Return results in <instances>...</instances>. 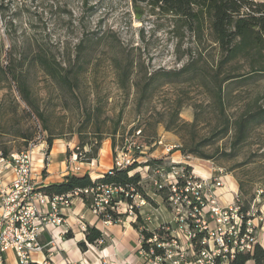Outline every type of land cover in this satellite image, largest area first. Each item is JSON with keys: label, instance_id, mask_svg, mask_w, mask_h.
Instances as JSON below:
<instances>
[{"label": "rangeland", "instance_id": "obj_1", "mask_svg": "<svg viewBox=\"0 0 264 264\" xmlns=\"http://www.w3.org/2000/svg\"><path fill=\"white\" fill-rule=\"evenodd\" d=\"M174 31L171 18L153 14L145 3L136 4L133 0H0V67L6 66L8 59L13 57L21 69L27 70L31 89L47 118V125L55 137H61L57 139L69 143L66 154L70 150L73 151L72 156L76 153L74 149L80 146L77 129L85 105H98L104 113L103 117L110 116L112 119H115L120 107H124L121 128L115 136V153L113 150L111 153L112 139L108 128L96 160L83 161L88 157L86 151L89 146H80L79 149L83 170L77 174L89 173L100 165L106 170L104 165L112 158L114 166L115 156L121 151L138 157L136 163L139 165L133 173L141 174V185L150 200L145 199V205L138 207L131 215H117V219L113 218L111 223L131 216L135 224L136 212L142 214L145 207L160 213L165 221L174 214L169 202H164L158 192L161 182L166 185L169 182H164V177L157 170H147L146 166L141 165L152 158L151 155H172L170 160L174 158L177 161L181 158L183 165H190L193 171L204 175L223 174L225 183L237 189L242 201L253 202L261 192L258 204L261 209L264 205V125L254 126L248 139L236 148L231 146L233 130L223 138L213 139V133L221 127L222 117L213 96L215 70L203 61L195 63L194 68L187 71L183 78L171 76L168 79L172 82L161 86L164 71L180 69L188 61L186 53L190 50L195 55L199 49L195 39L187 32H183L184 38L181 39L182 31ZM177 33L180 34L178 37ZM80 41L84 43L82 57H86L87 63L86 71L80 76L78 92L83 99L79 103L52 81L33 62V57L39 53L46 54L67 66L75 58ZM212 55H216V52H212ZM128 59L135 62L136 71H139L141 77L138 79L143 83L146 71H160L159 80L151 85L150 96L141 116L136 108L139 95L136 88L125 95L116 78V61L124 64ZM227 75L234 77L224 83L228 119L234 121L247 107L256 109L258 105H264L262 70L257 72L242 60L223 69L216 82L219 83ZM1 85L0 156L3 149L11 153L24 150L20 132L30 128L35 134L33 141L44 143L46 166V140L50 133L43 130L41 120L27 116V106L18 96L14 85L12 90L6 86L5 81ZM177 101L183 105L181 121L175 131H167L164 123L169 120L171 109ZM139 123L143 130L140 134L137 130L139 127L134 129ZM84 136L88 137L86 141L95 137L92 129L84 132ZM160 139L163 144H156ZM167 147L172 150L168 152ZM192 147L212 158L206 159L192 153L190 157L184 158L189 154L185 155L184 150L188 151ZM71 156H67L68 160ZM8 170V174L1 178L3 181H7L11 173L13 178V172ZM11 180L1 186L0 191ZM137 194L144 198L142 194ZM147 214L151 215L150 218L147 217V221L143 218L139 228L149 229L154 216L149 210L143 213ZM164 225L165 231L171 226L170 223ZM164 239H169L167 234ZM261 246L264 248V243Z\"/></svg>", "mask_w": 264, "mask_h": 264}, {"label": "trees", "instance_id": "obj_2", "mask_svg": "<svg viewBox=\"0 0 264 264\" xmlns=\"http://www.w3.org/2000/svg\"><path fill=\"white\" fill-rule=\"evenodd\" d=\"M133 1L136 4L145 3L152 10L153 14L171 18L174 30L176 32L182 31V36L180 38L183 39V32H187V34L195 39L199 47L195 55L190 50L186 53V55H188V61L183 64L180 69L164 71L161 86L168 84V82H172L168 79L171 76H175L177 79L183 78L187 71L194 68L195 63L203 61L205 64L209 65L215 70L213 81L216 86L213 96L218 105L220 116L222 117L221 127L213 133V139L223 138L233 130L232 148H236L243 144L248 139L250 131L254 126L264 125V105H258L256 109L252 107L248 109L247 107L238 118L231 121L226 116V87L224 83L234 77L233 75H227L220 79L221 81L219 83L216 82V80L220 78L223 69L242 60L257 72H261V70L264 72V0ZM179 35L180 34L177 33V37ZM83 46V41H80L77 46L78 51L75 54V58L69 61L67 66L57 60V58L46 54L39 53L33 57V62L38 64L52 81L70 93L79 103L83 99V96L78 92L81 82L80 76L86 71L85 64L87 63L86 57H82L84 54L82 49ZM212 52H216V55H212ZM116 64V78L120 89L124 91L125 95H129L133 88H136L139 93L136 108L138 109L139 116H141L143 112L142 109L148 102V97L150 96L151 85L159 80L158 74L160 71L150 73L146 71L143 76V83L138 79L141 77H139V71H136L135 62L132 59H128L124 64L116 61ZM26 72L27 70L21 69V67L15 63L13 57L8 59V64L0 67V89L3 88V85H1L2 81L7 83L6 86L10 90H12V86L14 85L18 96L27 106V116L29 118L36 117L42 121L44 126L43 130L50 133V136L46 140L48 143L47 152L49 153L52 150L54 141L61 137H55L50 130L51 128L47 125V118L41 110L37 97L31 89L28 79L29 76ZM83 109L77 129L80 138V146L82 148L89 146V149L86 151L88 157L83 161L91 162L96 160L107 128L110 130V137L112 139L111 146L115 153V136L121 128L125 113L124 107H120L115 119H112L110 116L103 117L104 113L98 105L94 107L85 105ZM182 110V103L177 101L171 109L169 120L164 123V127L167 131H175V128L181 121ZM111 120L113 121L111 122ZM138 122H140V120ZM139 126L140 123L134 129ZM88 129L93 130V135L95 137L86 141L88 137L84 136V132ZM137 130H141V128L139 127ZM141 132H143V130H141ZM20 134L23 138L25 149H27L30 143L34 142L35 134L30 128L21 131ZM206 142L207 141H205V143ZM80 146L74 149V152L78 154V160H82L81 151H79V149H81ZM184 152L185 155L187 153H189L187 155L192 153L202 158H212L211 155L202 153L198 148L192 147L188 151L184 150ZM72 153L73 151L69 150L67 156H71ZM1 154L3 157L7 158L10 157L11 152L7 149H3ZM136 162L137 161H134L125 168L114 167L96 178H93L90 173H85L83 175L69 173L65 176L63 181L43 185L39 190L53 196L69 194L84 189H96L103 185H113L124 188L130 195L140 193L145 199L150 200V196L144 193L141 185V174L139 172L133 173L139 165ZM142 164L146 167L149 166L150 170L159 171V174L165 171L169 172L173 167L185 168L187 173L192 171V166L190 165L173 163L171 160L165 159L149 158L141 163V165ZM43 173H46V169L43 170ZM158 192L159 195L163 197L164 202H168L172 189L169 186H164L163 188H159ZM121 195L124 196L123 193H121ZM239 195L241 199V194L239 193ZM81 196L87 206H90L93 195L82 193ZM251 203L252 201H247L245 203L242 199L240 201L244 209H248ZM136 218L137 222L134 226L139 230V226L143 222V219L138 212ZM116 219L117 215H114V220ZM165 227L166 226L163 225L155 232L149 231L147 228H142L140 229V233L144 236L146 241L152 238L154 234H157L159 239H164L165 234L169 237V231H165ZM65 236L71 238L73 234L71 231H68ZM85 236V240L79 242L80 248L83 251L87 250L89 244H98L104 237L100 229L89 224L87 225ZM146 241L143 243V248L149 250L150 245ZM196 249L199 250L200 246L196 245ZM162 253L163 250L161 248H155V254L160 255ZM250 261L254 264H264V248L260 243L256 245L253 253L238 252L235 258L230 261V264H248ZM30 264L40 263L31 262Z\"/></svg>", "mask_w": 264, "mask_h": 264}, {"label": "built area", "instance_id": "obj_3", "mask_svg": "<svg viewBox=\"0 0 264 264\" xmlns=\"http://www.w3.org/2000/svg\"><path fill=\"white\" fill-rule=\"evenodd\" d=\"M140 133L141 130L138 131ZM156 144L162 145L163 141L160 139ZM39 145L31 142L27 149L13 152L10 157L0 156V163L13 172L11 183L0 191V263L9 251L16 254L19 264L39 263L35 255L43 253L45 249L39 241V235L52 227H65L68 232V229L78 225L85 236V217L79 216L71 226L63 214L64 210L73 206L76 198L84 201L80 193L93 195L88 207L106 224L112 222L114 215H131L146 203L145 198L138 194L130 195L124 188L113 185L53 196L40 191L34 166V151ZM166 150L170 152L172 148L167 147ZM45 153L46 149L43 150ZM115 159L112 168H125L137 160L123 151L117 153ZM171 161L184 164L181 158L179 161L174 158ZM69 162L72 164L71 173L83 170V162L78 160L77 153L70 157ZM146 168L149 170V166ZM161 176L169 185L161 182L158 187L169 186L172 189L168 202L174 211L173 221L167 227V240L159 239L154 234L146 241L141 235L140 252L148 263L230 264L238 252L253 253L258 243L262 245L258 238L259 231L264 228V210L258 204L261 192L251 206L244 209L237 190L231 191L232 199L229 203L221 202L219 190L225 186L223 174L204 175L193 169L187 173L185 168L173 167L169 172H161ZM58 238L60 236L51 237L48 244L51 254L59 250ZM144 241L149 243V250L143 248ZM196 245L200 246L199 250ZM155 248H161L163 253L155 254ZM40 264L50 263L46 260Z\"/></svg>", "mask_w": 264, "mask_h": 264}, {"label": "crops", "instance_id": "obj_4", "mask_svg": "<svg viewBox=\"0 0 264 264\" xmlns=\"http://www.w3.org/2000/svg\"><path fill=\"white\" fill-rule=\"evenodd\" d=\"M68 142H65L62 139H56L53 143L52 150L48 153L47 165H44L45 155L43 150L45 149L44 143H41L34 151V166L36 170L35 178L38 183V187L43 185L61 182L64 180L65 176L70 172L72 164L69 162L67 157V148ZM112 153V149H111ZM156 159H169L173 156L169 155L167 157H154ZM180 157V156H179ZM1 166V165H0ZM106 170L102 169L100 165L94 171H90V175L93 178L99 177L102 173L110 170L113 167V158L112 160L108 159L105 163ZM0 169V187L5 185L6 182H9L12 179V173L7 177V181H3L1 178L8 174V169L1 166ZM94 168V166L92 167ZM46 169V173L43 174V170ZM83 175V174H78ZM237 189L229 184L225 183V186L219 190L220 200L223 204H227L232 199L231 191H236ZM264 210V205L262 206ZM149 210L152 212L154 218L151 220L149 225V231H155L165 223H172L173 215L170 219L166 220L160 215V213H155L150 209H145L144 211ZM141 215L142 219L145 220L148 215ZM64 216L67 218V221L73 226L79 216L85 217V222L88 225H94L103 232V242H99L95 245H88L87 250L83 251L80 248L79 242L83 241L85 236L80 232L78 225H74L73 228L68 229L72 232L73 237L68 238L65 236L66 229L65 227H52L46 229L39 235L40 243L45 246L43 253H38L35 255V259L39 263H43L48 260L50 264H150L146 259L141 255L140 252V238L141 233L140 229L134 227L135 219H132L131 216L124 217L125 219L120 220L119 222L113 223H104L96 215L92 213L87 204L81 199L76 198L74 204L70 209H66L63 212ZM128 221H125L127 220ZM147 221V220H146ZM52 235L60 236V239H57V244L59 250L52 253L48 251V244L51 240ZM258 238L260 242L264 243V228L258 233ZM0 264H19L16 254L13 251H9L4 255V260ZM248 264H254L250 261Z\"/></svg>", "mask_w": 264, "mask_h": 264}]
</instances>
